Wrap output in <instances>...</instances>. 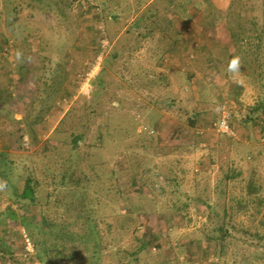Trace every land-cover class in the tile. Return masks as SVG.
Instances as JSON below:
<instances>
[{"label": "rangeland", "instance_id": "374dc122", "mask_svg": "<svg viewBox=\"0 0 264 264\" xmlns=\"http://www.w3.org/2000/svg\"><path fill=\"white\" fill-rule=\"evenodd\" d=\"M85 1L0 0V91L13 94L17 108L0 111V182H6L0 190V235L15 243L10 253L0 250V264H44L14 218L38 220L44 208L10 195L14 187L21 192L33 174L41 196L53 191V214L60 191L54 190V178L62 173L75 179L65 189L81 203L75 210L81 232L92 234L73 262L69 253L59 254L62 264H264V135L254 129L261 113L241 110V102L227 94H238V87L235 79L225 82V65H198L208 124L200 133L190 123L195 101L181 104L175 87L195 66L190 62L198 50L209 41L222 42L226 31L234 30L242 61L241 46L247 47L248 70L263 68L264 37L257 32L264 0H151L117 18L103 11L104 0ZM117 1L121 10L136 0ZM149 5L168 18L159 26L178 37L162 58L156 53L166 46L163 34H147L149 10L139 21L142 34L130 30ZM17 51L29 64L26 78L15 75ZM59 63L65 89L35 123L53 71L61 73ZM224 107L233 114V135L218 130ZM76 134H82L77 144ZM252 172L260 191L247 197ZM10 203L13 215L5 212ZM212 233L222 235L221 242ZM152 236L155 243L146 244Z\"/></svg>", "mask_w": 264, "mask_h": 264}, {"label": "trees", "instance_id": "16d2710c", "mask_svg": "<svg viewBox=\"0 0 264 264\" xmlns=\"http://www.w3.org/2000/svg\"><path fill=\"white\" fill-rule=\"evenodd\" d=\"M150 2L151 0L150 1L149 0H136L135 3H133L132 5L131 4L125 5L121 10L119 9L120 4L117 0H104L102 2V5H103V11L109 12L110 16L117 18L121 16L122 13H124L126 10L131 12L132 11L131 8H135L134 9L135 13L139 12L142 6ZM152 8L154 7H151L150 5L142 8L144 9L142 10L143 12L140 13V15L137 13V16L135 19L136 20L135 27H130V30H132L133 32L136 30L137 32H139V34L140 33L142 34V29H140L141 25L139 24V21L142 19L141 16L144 14L145 10L146 11L149 10L150 13L147 17V21H148L147 26L149 27V29H148L147 34L149 35L153 33L154 31H159L160 34H163L162 39L164 40L166 46L165 48L160 47V51L156 53V56L158 55L159 57L162 58L170 50L175 49L178 37H177V34H174L173 37L169 34V30H168L169 26H164V27H161V25L159 26V23L162 22L161 19H164V18H162L159 15V12L152 11ZM164 20L168 21L167 16L165 17ZM263 22H264V17H261V19L259 20V27H261L262 30L260 28L261 33L258 34L260 35L261 38L264 37V35H262L264 34V23ZM232 32L233 33L231 34H234V30ZM109 38L111 39L110 41H113L114 39L113 36ZM8 39H9L8 37L5 38V44H6L5 46L10 45L8 43ZM262 42H263V45H261V49H264V40ZM236 44L237 43H235L236 52H234L231 55L230 59L234 55H239V50H238L239 44L238 46ZM242 51H244L245 58L243 61L241 60L242 63H241L240 71L241 70L246 71L248 70V67H249L248 63L251 65V62L249 61L250 59L248 60L249 53L245 49H243ZM263 54H264V51H263ZM261 61L263 62V60ZM57 66L59 68L62 67L61 73L58 72L59 70L58 68H56L57 70L53 71L52 77L50 80L51 82L49 84L50 85L49 94L47 95L45 99H43V106H42L41 111L39 112L40 115H38L33 120L35 123H39L43 120L44 115L49 111L56 97L62 92L63 89H65L64 88V81L66 79V76H65L66 73H64L65 67L61 63H59ZM261 66L263 67L261 69H256L252 71L251 69L250 71L248 70L249 72L248 75L252 78V82L254 81V83H257L258 85H260L257 88L258 98L256 102L252 105L251 110L252 112L260 111V113H264V62ZM22 67H23L22 65H18L15 68V70H17V72L19 73V69H22ZM194 113H195L194 114L195 116L197 112H194ZM190 123L191 125H196L197 120L194 117H191ZM261 123H262V120L261 121L255 120L256 126L263 125ZM263 130H260V131L263 132ZM81 137H82V134H76L73 137L74 143L77 144L79 141V138ZM79 180L80 179L78 178V181ZM74 182H75V179L74 178L68 179L66 173H62L61 176L57 180L56 178H54V186L56 187V189L54 190H57L59 188L60 191L58 193V197L56 198L57 203H56V206H54V209L55 208L56 209L53 214H52L53 210H51L50 208V200H49L54 195L53 191L47 193V195H45L44 197L41 196V194L38 191V187L40 186V181L36 179V177L33 174H29L26 177L25 183H24V186L21 192H18L17 189L14 187L10 195V198L12 199H18L21 202L23 201L24 203L31 204V205L41 204L42 207L44 208L43 211L41 212L42 214L40 215V219L38 220H34L32 217L28 215L16 216L15 214L14 216V218L16 217L17 220H19L20 224L28 231L30 237L33 239L35 248H37V258L40 261H42L44 264H62V262H60V259L62 257L59 256V254L61 253H64L63 255L64 257H66L69 253V255L67 256V259L69 260V262L70 261L73 262L74 257H78V255L80 254L79 253L80 248L83 249V246H84L87 249V246L90 242L91 236L90 237H87V236L92 235V234L90 232L89 234H83L81 232V228H82V225L80 224L81 216L76 215V212H75L78 205H81V203L79 202V198H77L74 192L67 193L65 189L68 186L71 187L72 185H74L73 184ZM259 191H260V188H258L255 173L252 172V175L250 176L247 182V185H246L247 197H252L254 194L256 195V193ZM189 197H191L189 200L193 199L190 194H189ZM206 203H207L206 208H211V203L210 202H206ZM14 211L15 210L11 203L7 205L5 208V212H7V214L13 215L15 213ZM73 211L75 212L74 215H73ZM52 215H54V217H52ZM8 229H10V226L8 227ZM221 229L222 228L220 227V230ZM48 236H51L53 238V240L50 243L48 242V240L51 237H48ZM208 236L220 242L223 237L222 235H217L214 233L209 234ZM156 239L157 238L155 236H152L151 239L146 241V244L155 243ZM100 243L101 242L99 241L96 243V249H98L97 251H99ZM14 246H15L14 242L10 244L9 242H3L1 235H0V250L3 253L5 254L10 253V251L13 250ZM69 246H70V250L68 249ZM52 252H55L54 257H53L54 259H52V255H51Z\"/></svg>", "mask_w": 264, "mask_h": 264}, {"label": "crops", "instance_id": "0c3cea01", "mask_svg": "<svg viewBox=\"0 0 264 264\" xmlns=\"http://www.w3.org/2000/svg\"><path fill=\"white\" fill-rule=\"evenodd\" d=\"M227 33V34H226ZM230 32L226 31L224 32V38L222 40V42H219V40H214V41H209L210 43H207L206 46L203 45L199 51V54H197L196 58L193 62H190V64L194 65L193 69L188 70L186 73L184 72V74L182 73L181 75V82L179 84H176V90L177 92L181 93L179 95L176 96L177 100L182 104L183 101L186 100H193L196 103V107H198L196 109L197 114L194 116V118L197 120L196 125H193V128H196V130L198 132H203V129L205 127L208 126L207 122H205L206 118V109H203L202 106L204 105V90L201 88L204 85V76H198V65H207L210 68L213 67L212 65H219V64H223L226 67L224 68V72L226 74V78H225V82H227V84H229V82L232 79H235L236 82V86L238 87V94H231L230 90L229 93H227L229 96H232L234 98H232L233 100H236L237 102H241L240 105L238 107L241 108V110L245 111L248 110L247 108L252 107V103L254 104L256 102V98H257V88L260 85H254V83L252 82V78L248 75L249 72L248 70H244V71H240L238 74H233L230 75L227 71V67H228V61L230 60L231 55L236 52L235 51V42L233 41V39L231 38V34H229ZM257 33H261V32H257ZM226 34V36H225ZM243 43V41H242ZM214 45V47H213ZM241 46V45H240ZM221 47V48H220ZM243 49L246 50L247 47H245L244 45L241 46ZM3 63H1L2 65ZM18 65H22V69H19V73L17 72V70H15V75L18 78H26L29 76V64L27 63V61H22L19 62L17 64ZM16 66V67H17ZM214 68V67H213ZM218 68V67H217ZM180 72V70H179ZM212 72H215L217 75H219V70L215 69ZM31 73V71H30ZM181 73V72H180ZM228 75V76H227ZM229 78V79H228ZM257 81V80H255ZM234 82V83H235ZM183 85V86H182ZM189 88H191V90L188 92L187 90H189ZM230 88V87H228ZM203 90V91H202ZM255 90V93L254 91ZM259 90V89H258ZM3 91L5 90H1L0 91V99L2 98V96H5V100L1 99L0 102V111L2 112H13L16 111V107L15 104L10 100L13 96V94H7L4 93ZM188 93H187V92ZM256 99V100H255ZM10 102V103H9ZM18 112H14V115L16 116V118L19 117V115L17 114ZM253 114H260V111L257 112H253ZM262 117V124L264 127V113L260 114ZM249 117V116H248ZM248 117H245L244 123L243 125L248 128V124H249V119ZM255 132L258 135V137L260 136L262 138V136L264 135V130L263 128H259L258 126H256L255 128ZM260 130H263L260 131ZM249 131V130H248ZM248 134V133H247ZM264 138V136H263ZM262 138V139H263ZM249 142V141H247ZM219 143V142H218Z\"/></svg>", "mask_w": 264, "mask_h": 264}, {"label": "built area", "instance_id": "2783aa9c", "mask_svg": "<svg viewBox=\"0 0 264 264\" xmlns=\"http://www.w3.org/2000/svg\"><path fill=\"white\" fill-rule=\"evenodd\" d=\"M88 2L90 4H93L95 3V0H86L85 3ZM232 117H233V114L231 113V111L228 109V108H223V111H222V115H221V118L219 120V123H218V130L219 132L221 133H225V134H228V135H233L234 134V130H233V127H232ZM27 241V245H28V249H31V241L29 240V238L26 239Z\"/></svg>", "mask_w": 264, "mask_h": 264}, {"label": "clouds", "instance_id": "9594fccd", "mask_svg": "<svg viewBox=\"0 0 264 264\" xmlns=\"http://www.w3.org/2000/svg\"><path fill=\"white\" fill-rule=\"evenodd\" d=\"M16 61L22 62V54L21 52H16ZM241 57L239 55H234L232 58L228 61V67L227 71L230 75L238 74L240 72L241 68ZM6 187V182H0V190H3Z\"/></svg>", "mask_w": 264, "mask_h": 264}]
</instances>
